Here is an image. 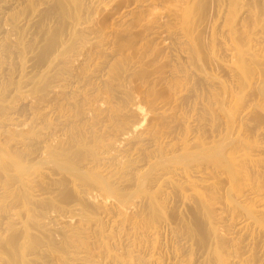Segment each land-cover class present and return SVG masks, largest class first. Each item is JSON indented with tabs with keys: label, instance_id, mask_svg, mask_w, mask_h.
Segmentation results:
<instances>
[{
	"label": "bare ground",
	"instance_id": "bare-ground-1",
	"mask_svg": "<svg viewBox=\"0 0 264 264\" xmlns=\"http://www.w3.org/2000/svg\"><path fill=\"white\" fill-rule=\"evenodd\" d=\"M0 264H264V0H0Z\"/></svg>",
	"mask_w": 264,
	"mask_h": 264
}]
</instances>
